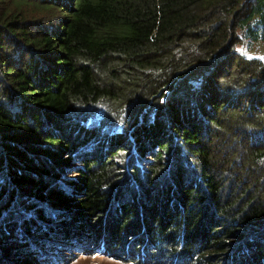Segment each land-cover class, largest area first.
Returning <instances> with one entry per match:
<instances>
[{"label":"trees","instance_id":"trees-1","mask_svg":"<svg viewBox=\"0 0 264 264\" xmlns=\"http://www.w3.org/2000/svg\"><path fill=\"white\" fill-rule=\"evenodd\" d=\"M261 53L264 0H0V264H264V198L225 192L209 149L264 127Z\"/></svg>","mask_w":264,"mask_h":264},{"label":"rangeland","instance_id":"rangeland-1","mask_svg":"<svg viewBox=\"0 0 264 264\" xmlns=\"http://www.w3.org/2000/svg\"><path fill=\"white\" fill-rule=\"evenodd\" d=\"M241 52V46H238ZM261 56L264 57V55ZM260 56V57H261ZM251 120L245 116H235L231 118V121L226 127L218 130L217 133L220 136L219 145L216 146L211 143L209 147L210 152H212L213 160L216 164L213 167L216 168L217 172H220L225 177L221 178L225 182V192L230 193L231 190L239 189L242 193H245V189H249L252 184V192L255 195L264 198V173L261 169L264 168V163L259 166L251 164L249 156L245 152L244 148H254L255 150L264 149V127L255 126L249 128L246 126ZM231 126V127H230ZM260 132L259 130H262ZM247 145V146H246ZM213 146V147H212ZM138 151L135 148L132 151ZM149 152H146L147 162H144V167L149 168L151 166V161L154 160L153 156ZM126 157V156H124ZM118 158V157H117ZM115 158V160H117ZM150 161V162H149ZM120 162V161H119ZM250 164H247V163ZM84 162L72 161V165L60 175L59 180L63 186H69L70 182L79 177V167H81ZM244 180L245 184H242ZM247 183V184H246ZM126 185V184H125ZM236 193V192H234ZM128 195V193H125ZM237 194V193H236ZM30 215V214H29ZM28 215V217H29ZM11 221V220H10ZM12 222V221H11ZM25 234L24 230L18 232L19 236ZM257 237V236H255ZM261 237V236H260ZM260 237L257 238L261 241ZM264 237V236H262ZM264 240V239H263ZM26 243L25 241H20ZM29 240L27 241V243ZM32 242V240H31ZM45 242V240L43 241ZM262 242V241H261ZM34 247H38L35 240L32 242ZM38 244H40L38 242ZM46 244H44L45 246ZM81 246V244H79ZM101 244L98 246L100 247ZM50 252L49 254H44L42 257V264H153L149 262H142L138 257L134 259H125L124 257H118L115 254L101 253L95 249V245H90L87 249L80 252L75 248H71L69 245L63 247L61 250L58 247V252ZM61 255V258L58 259ZM74 258V260L70 258ZM14 262V261H13Z\"/></svg>","mask_w":264,"mask_h":264}]
</instances>
